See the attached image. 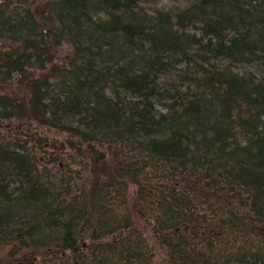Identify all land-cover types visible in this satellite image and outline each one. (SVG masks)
Wrapping results in <instances>:
<instances>
[{
  "label": "trees",
  "instance_id": "obj_1",
  "mask_svg": "<svg viewBox=\"0 0 264 264\" xmlns=\"http://www.w3.org/2000/svg\"><path fill=\"white\" fill-rule=\"evenodd\" d=\"M14 243L264 264V0H0V264Z\"/></svg>",
  "mask_w": 264,
  "mask_h": 264
},
{
  "label": "flooded vegetation",
  "instance_id": "obj_2",
  "mask_svg": "<svg viewBox=\"0 0 264 264\" xmlns=\"http://www.w3.org/2000/svg\"><path fill=\"white\" fill-rule=\"evenodd\" d=\"M41 1H45V0H41ZM21 243H14L10 246H7V248H13V249H16L18 248V246L20 245ZM23 252V251H21ZM11 255V252L9 254V256L5 259H2V262L1 264H39L38 262V259L36 257H33L31 255H26V256H22L21 254L17 257L19 258H11L10 257ZM23 257V258H21ZM21 258V259H20ZM17 259H20V260H17Z\"/></svg>",
  "mask_w": 264,
  "mask_h": 264
},
{
  "label": "rangeland",
  "instance_id": "obj_3",
  "mask_svg": "<svg viewBox=\"0 0 264 264\" xmlns=\"http://www.w3.org/2000/svg\"><path fill=\"white\" fill-rule=\"evenodd\" d=\"M41 0H38V2H40ZM67 49V48H66ZM59 63V65L61 66L62 65V67H64V63L63 62H58ZM11 251H13L12 250V248H8V249H5L4 251H2V255H3V259H5V258H7L8 256H9V254H10V252ZM26 255H29V254H27V253H25ZM17 258H19V257H17ZM21 258H23V257H21ZM20 258V259H21ZM33 258V257H32ZM20 259H17V260H20ZM39 262V261H38Z\"/></svg>",
  "mask_w": 264,
  "mask_h": 264
}]
</instances>
